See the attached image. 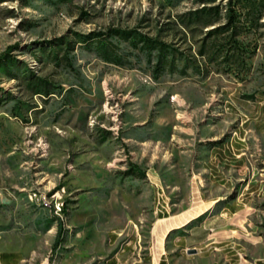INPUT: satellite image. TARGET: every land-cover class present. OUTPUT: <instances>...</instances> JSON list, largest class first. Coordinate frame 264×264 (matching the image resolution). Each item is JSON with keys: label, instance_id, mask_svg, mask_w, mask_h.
<instances>
[{"label": "rangeland", "instance_id": "rangeland-1", "mask_svg": "<svg viewBox=\"0 0 264 264\" xmlns=\"http://www.w3.org/2000/svg\"><path fill=\"white\" fill-rule=\"evenodd\" d=\"M203 5L0 0V251L109 264L128 241L146 243L163 213L218 193L220 167L246 175L225 183L226 198L254 207L229 217L218 203L168 236L227 222L264 244V197L247 194L249 176L264 177V10L238 36V58L200 54L227 35L211 33L225 18L187 22ZM149 41L166 45L172 71L157 72ZM101 44L128 62L107 61Z\"/></svg>", "mask_w": 264, "mask_h": 264}, {"label": "crops", "instance_id": "crops-1", "mask_svg": "<svg viewBox=\"0 0 264 264\" xmlns=\"http://www.w3.org/2000/svg\"><path fill=\"white\" fill-rule=\"evenodd\" d=\"M235 145L238 151L242 149V143L235 140ZM242 153L239 152L236 156ZM232 170L235 171L233 168L227 170H223L222 167L219 168L222 176L220 180L223 182L220 184L221 189L218 193L209 191L204 197L199 196V200L187 213L158 217L152 228V236L145 241L146 243L143 244L142 241L138 240L133 243L128 241L127 247L117 251L109 262H114V264H264V244L262 241L254 239V241L241 242L243 235L240 230L227 229V222L213 227L210 223L208 227L202 226V229H189L186 237L168 236L173 230L185 225L218 203L220 209L224 211L221 214L225 213L229 217L240 216L254 207L253 204L248 205L247 202L226 198L229 191H226L228 188L225 183L228 181L240 182L246 177L245 174L234 173ZM247 185L250 189L247 192L250 200L260 195L264 197V177L252 174L247 180ZM262 208H264V201ZM237 225L240 223L237 222ZM142 248L143 253L140 251ZM192 249L195 252H192ZM120 252L124 253L120 255ZM117 255L120 256V260ZM0 264L28 263L21 253L5 250L0 251Z\"/></svg>", "mask_w": 264, "mask_h": 264}, {"label": "trees", "instance_id": "trees-1", "mask_svg": "<svg viewBox=\"0 0 264 264\" xmlns=\"http://www.w3.org/2000/svg\"><path fill=\"white\" fill-rule=\"evenodd\" d=\"M199 2L204 5L201 8L186 14L188 23L206 26L218 21L221 18H225L227 20L225 25L219 26L218 28L211 31L212 34H225V32H227V35H225V37H223L222 40L218 42L216 41L217 35H215L213 41L209 43L208 47H206V44L202 45L203 49L200 51V54H204L210 50L224 51L227 54H230L229 56L231 57L237 56L239 58V54H243L246 49L241 47L238 36L257 24L258 19L264 10V0H228L225 6L222 7L224 10L223 12L219 5H208L210 3L216 2V0H199ZM182 22L183 26L189 28L188 24H186L184 21ZM124 37L126 38L127 35L124 34ZM132 37L136 38L135 36ZM67 42L69 44L71 40L67 39ZM145 46L148 48L154 46L153 48L158 49L159 63L156 66L157 72L163 73L165 70L172 71L173 68H175L173 63L174 60L168 61L167 59V55L170 54V52L167 51L165 47L166 45L163 42L158 43V45H153L149 41V43H147ZM101 48L104 50V56L107 61L117 65H122L128 62L123 55H117L116 52L107 45L101 44ZM167 216V214L163 213L159 216V218ZM109 264H114V262Z\"/></svg>", "mask_w": 264, "mask_h": 264}, {"label": "water", "instance_id": "water-1", "mask_svg": "<svg viewBox=\"0 0 264 264\" xmlns=\"http://www.w3.org/2000/svg\"><path fill=\"white\" fill-rule=\"evenodd\" d=\"M192 252H195V250H194V249H192Z\"/></svg>", "mask_w": 264, "mask_h": 264}, {"label": "built area", "instance_id": "built-area-1", "mask_svg": "<svg viewBox=\"0 0 264 264\" xmlns=\"http://www.w3.org/2000/svg\"><path fill=\"white\" fill-rule=\"evenodd\" d=\"M57 209H59V206H57Z\"/></svg>", "mask_w": 264, "mask_h": 264}]
</instances>
